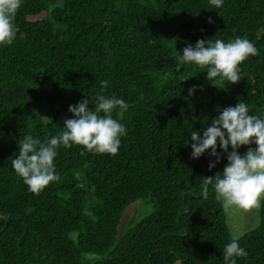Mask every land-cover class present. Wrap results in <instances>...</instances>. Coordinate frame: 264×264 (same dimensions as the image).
<instances>
[{
	"label": "trees",
	"instance_id": "1",
	"mask_svg": "<svg viewBox=\"0 0 264 264\" xmlns=\"http://www.w3.org/2000/svg\"><path fill=\"white\" fill-rule=\"evenodd\" d=\"M15 25L0 46V264H225L222 201L211 185L203 192L226 159L209 170V150L191 158L190 133L241 100L264 117V0H23ZM236 37L257 49L236 83L177 64L187 44ZM101 81L128 104L112 113L127 130L118 152L61 146L59 180L30 192L11 166L17 141L58 134L83 98L94 109ZM146 197L153 211L117 237L125 208ZM259 218L239 236L247 256L236 264H264V197ZM94 253L105 256L84 257Z\"/></svg>",
	"mask_w": 264,
	"mask_h": 264
},
{
	"label": "clouds",
	"instance_id": "2",
	"mask_svg": "<svg viewBox=\"0 0 264 264\" xmlns=\"http://www.w3.org/2000/svg\"><path fill=\"white\" fill-rule=\"evenodd\" d=\"M22 2L0 0V46L9 45L16 38L15 16ZM209 3L220 8L224 0H209ZM177 53L178 66L193 64L206 69V80L215 78L220 82L236 83L241 79L239 64L256 55L257 49L246 37H236L230 42L219 38L198 39L194 45L187 44ZM100 84L101 92L95 96L94 109L89 107L91 100L87 96L75 105H68L71 118L64 120L63 130L58 134L43 140L25 134L17 141L19 150L11 166L30 192L39 193L51 182L59 180L54 161L61 146L80 145L86 151L110 155L118 152L121 137L127 134V130L112 113L117 108L126 110L128 104L114 94L103 95L108 81ZM196 88L195 85L189 87L188 95H193ZM190 140L191 158H199L206 150L215 158L208 163L209 170L220 161L221 153L226 159L219 172L204 178L205 198L207 186L211 185L216 199L225 207L247 210L259 206L264 197V117L249 114L248 105L241 100L218 110L202 132L191 131ZM250 144L255 147L247 148L243 154L238 152L241 146ZM246 256L247 251L239 245V235H233L223 248L225 264H236V258Z\"/></svg>",
	"mask_w": 264,
	"mask_h": 264
},
{
	"label": "rangeland",
	"instance_id": "3",
	"mask_svg": "<svg viewBox=\"0 0 264 264\" xmlns=\"http://www.w3.org/2000/svg\"><path fill=\"white\" fill-rule=\"evenodd\" d=\"M262 199V198H261ZM240 209L235 206L225 207L224 212L226 216V223L228 224L231 235H243L245 232L255 228L260 221L259 208ZM154 209V203L151 198H140L130 203L122 213L120 222L117 226V237L131 224H134L140 220L144 215L149 214ZM87 213V212H86ZM104 254H87L84 257H88L90 260H99L104 258Z\"/></svg>",
	"mask_w": 264,
	"mask_h": 264
}]
</instances>
